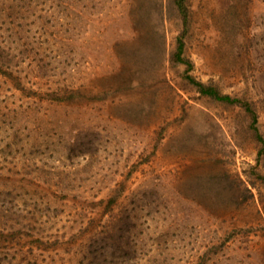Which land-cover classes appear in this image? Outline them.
I'll return each mask as SVG.
<instances>
[{
    "label": "rangeland",
    "instance_id": "rangeland-1",
    "mask_svg": "<svg viewBox=\"0 0 264 264\" xmlns=\"http://www.w3.org/2000/svg\"><path fill=\"white\" fill-rule=\"evenodd\" d=\"M0 229V264H264V0H0Z\"/></svg>",
    "mask_w": 264,
    "mask_h": 264
},
{
    "label": "trees",
    "instance_id": "trees-1",
    "mask_svg": "<svg viewBox=\"0 0 264 264\" xmlns=\"http://www.w3.org/2000/svg\"><path fill=\"white\" fill-rule=\"evenodd\" d=\"M182 51V42L180 41L178 43V52H177V57L178 59H181L180 53ZM190 78L191 81H193L198 88L205 93H208L210 95H213L214 97L218 98V99H222V100H226V101H236L237 98H232L231 96H229L228 94H219L213 87L211 86H206L204 85L202 82L194 80V78H192L190 75L188 76ZM249 108V106H247ZM253 120H255V117L253 118ZM5 234L1 229H0V235Z\"/></svg>",
    "mask_w": 264,
    "mask_h": 264
}]
</instances>
